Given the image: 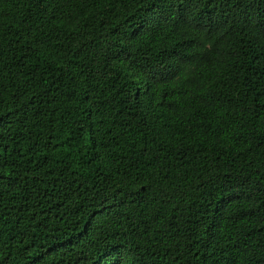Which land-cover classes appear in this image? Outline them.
<instances>
[{
    "label": "trees",
    "instance_id": "trees-1",
    "mask_svg": "<svg viewBox=\"0 0 264 264\" xmlns=\"http://www.w3.org/2000/svg\"><path fill=\"white\" fill-rule=\"evenodd\" d=\"M214 3L196 15L239 18L211 51L196 30L164 44L193 45L190 72L210 86L177 104L128 75L116 37L138 29L131 5L41 15L2 0L0 152L14 182L0 188V264L124 252L128 264H218L224 248L264 249V42Z\"/></svg>",
    "mask_w": 264,
    "mask_h": 264
},
{
    "label": "snow or ice",
    "instance_id": "snow-or-ice-1",
    "mask_svg": "<svg viewBox=\"0 0 264 264\" xmlns=\"http://www.w3.org/2000/svg\"><path fill=\"white\" fill-rule=\"evenodd\" d=\"M201 2L202 0H33L36 11L41 15L48 13L55 15L56 11L62 13L65 10H75L78 5L81 8L88 5L98 7L101 12L105 9L110 12L113 9L126 10L131 5L139 16L138 29L131 35L118 34L116 37V42L119 44L118 50H123L125 59L128 61L125 65L128 75L135 76L141 86L146 85L152 93L166 90L174 94L177 104L192 95L203 96L210 86L206 81L197 83L198 75L190 72L191 68L196 67L193 60L199 59L190 51L193 45L165 48V42L174 39L180 29L196 30L200 35L192 38L198 40L195 47L203 50L208 46V50L211 51L210 44L215 42V34L219 33L220 37H224L228 27L236 23L239 18L237 15L234 18L225 19L228 16L227 11L223 15L202 18L196 15ZM219 2L220 0H216L214 7H218ZM223 3L234 14H242L246 18L245 22L251 26V30L258 33L260 40L264 42V0H223ZM3 35L0 29V43H2ZM177 43L180 42L177 41ZM154 52L156 54H153ZM3 87V78L0 77V99L3 97ZM170 107H172L171 104ZM3 117L4 113L0 112V130L3 128ZM2 138L0 135V139ZM9 167L0 152V188L9 187V180L14 182V178L7 170ZM130 255L134 256L135 253L124 252L115 256L111 264H128L127 257ZM253 258L264 264V249L257 254L251 248L246 250L239 247L224 248L217 255L216 260L218 264H249ZM135 264H141V262L137 259Z\"/></svg>",
    "mask_w": 264,
    "mask_h": 264
}]
</instances>
